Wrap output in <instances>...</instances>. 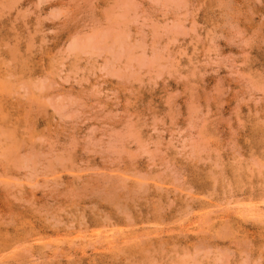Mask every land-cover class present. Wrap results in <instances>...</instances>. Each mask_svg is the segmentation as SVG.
Segmentation results:
<instances>
[{"label": "rangeland", "instance_id": "rangeland-1", "mask_svg": "<svg viewBox=\"0 0 264 264\" xmlns=\"http://www.w3.org/2000/svg\"><path fill=\"white\" fill-rule=\"evenodd\" d=\"M0 264H264V0H0Z\"/></svg>", "mask_w": 264, "mask_h": 264}]
</instances>
